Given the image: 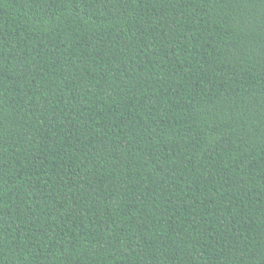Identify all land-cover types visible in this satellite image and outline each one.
<instances>
[{
  "label": "trees",
  "instance_id": "obj_1",
  "mask_svg": "<svg viewBox=\"0 0 264 264\" xmlns=\"http://www.w3.org/2000/svg\"><path fill=\"white\" fill-rule=\"evenodd\" d=\"M0 264H264V0H0Z\"/></svg>",
  "mask_w": 264,
  "mask_h": 264
}]
</instances>
